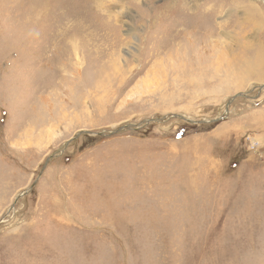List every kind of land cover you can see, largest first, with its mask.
Listing matches in <instances>:
<instances>
[{
	"label": "rangeland",
	"instance_id": "1",
	"mask_svg": "<svg viewBox=\"0 0 264 264\" xmlns=\"http://www.w3.org/2000/svg\"><path fill=\"white\" fill-rule=\"evenodd\" d=\"M262 85L264 0H0V264H264Z\"/></svg>",
	"mask_w": 264,
	"mask_h": 264
},
{
	"label": "water",
	"instance_id": "2",
	"mask_svg": "<svg viewBox=\"0 0 264 264\" xmlns=\"http://www.w3.org/2000/svg\"><path fill=\"white\" fill-rule=\"evenodd\" d=\"M263 86L264 85H262V87ZM237 96H243V94L242 93H237V94H235L233 96V98H235ZM229 103H230V100L227 101V103H226L225 110H224V115H225L224 117L221 116V117H218V118H215V119H206V120L195 121V120H192V119H189V118L186 119L185 117H183V116H181L179 114H169L168 117H164V118H161V119H158V118H150V119H145V120H143V121H141L139 123H125V124H122V125L118 126L117 128H114V129H112L110 131H107V133L108 134H112V133L114 134V133H119V132H123V131H128V130H131V129L139 128L141 125L150 123L151 121L164 122L166 119L168 120V118L175 117V116L178 117V118L183 119L186 122L188 121L190 123H206V122L219 121L221 119H224L227 116L226 115L227 114V106H228ZM81 132H87L88 134H93L94 133V132L92 133V132H89V131L80 130L79 132H77L76 134H74V137L77 136L78 134H80ZM104 133H105V131H99V132H97V134H104ZM74 137H73V139H74ZM50 156H48L46 158L43 166L41 167L40 173L42 172L45 164L50 160ZM34 184H35V181L33 182V184L30 187H28V188L20 191L16 195L17 196L16 197V200H18L19 197H21L23 194H25ZM10 207L12 208V206H10Z\"/></svg>",
	"mask_w": 264,
	"mask_h": 264
},
{
	"label": "bare ground",
	"instance_id": "3",
	"mask_svg": "<svg viewBox=\"0 0 264 264\" xmlns=\"http://www.w3.org/2000/svg\"><path fill=\"white\" fill-rule=\"evenodd\" d=\"M252 9V8H251ZM50 103V102H49Z\"/></svg>",
	"mask_w": 264,
	"mask_h": 264
}]
</instances>
